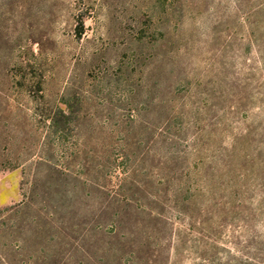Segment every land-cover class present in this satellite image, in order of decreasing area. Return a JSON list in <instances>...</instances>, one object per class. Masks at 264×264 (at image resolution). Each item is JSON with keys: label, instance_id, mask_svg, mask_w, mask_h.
<instances>
[{"label": "rangeland", "instance_id": "1", "mask_svg": "<svg viewBox=\"0 0 264 264\" xmlns=\"http://www.w3.org/2000/svg\"><path fill=\"white\" fill-rule=\"evenodd\" d=\"M0 264H264V0H0Z\"/></svg>", "mask_w": 264, "mask_h": 264}, {"label": "trees", "instance_id": "2", "mask_svg": "<svg viewBox=\"0 0 264 264\" xmlns=\"http://www.w3.org/2000/svg\"><path fill=\"white\" fill-rule=\"evenodd\" d=\"M60 100L67 108L66 110L62 109L61 107H56L54 109L48 106L44 107V109L42 110L37 109V112L44 117L48 134L51 135L55 142H57V144L61 146L64 145L65 140L67 139L65 135L66 131H68L69 129L68 125L70 114L73 112V110H71V104L67 100L63 98ZM119 162L123 164L122 161ZM118 171L120 175H118L117 184L115 186L111 185V187L106 186L105 188L107 192H109L110 197L113 199V201H115L116 203L122 202L123 204H126V202L134 200V198L132 197L131 188L128 186V182L130 183L133 180L131 179L129 171L122 165L121 167H118Z\"/></svg>", "mask_w": 264, "mask_h": 264}]
</instances>
